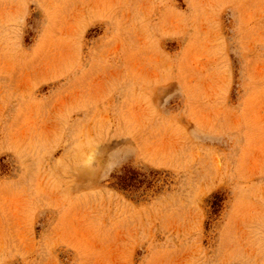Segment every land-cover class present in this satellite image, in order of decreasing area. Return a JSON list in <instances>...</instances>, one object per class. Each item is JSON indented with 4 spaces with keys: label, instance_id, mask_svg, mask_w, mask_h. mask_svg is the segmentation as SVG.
I'll use <instances>...</instances> for the list:
<instances>
[{
    "label": "rangeland",
    "instance_id": "rangeland-1",
    "mask_svg": "<svg viewBox=\"0 0 264 264\" xmlns=\"http://www.w3.org/2000/svg\"><path fill=\"white\" fill-rule=\"evenodd\" d=\"M0 264H264V0H0Z\"/></svg>",
    "mask_w": 264,
    "mask_h": 264
}]
</instances>
